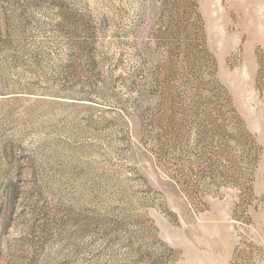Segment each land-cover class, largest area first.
Listing matches in <instances>:
<instances>
[{
	"label": "rangeland",
	"instance_id": "374dc122",
	"mask_svg": "<svg viewBox=\"0 0 264 264\" xmlns=\"http://www.w3.org/2000/svg\"><path fill=\"white\" fill-rule=\"evenodd\" d=\"M0 264H264V0H0Z\"/></svg>",
	"mask_w": 264,
	"mask_h": 264
}]
</instances>
